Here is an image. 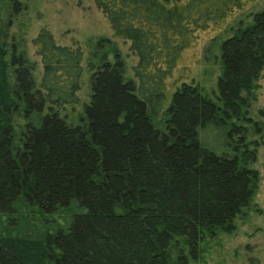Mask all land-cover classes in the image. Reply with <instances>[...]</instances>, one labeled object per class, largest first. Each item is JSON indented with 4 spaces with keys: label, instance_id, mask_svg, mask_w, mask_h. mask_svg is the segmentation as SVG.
<instances>
[{
    "label": "trees",
    "instance_id": "16d2710c",
    "mask_svg": "<svg viewBox=\"0 0 264 264\" xmlns=\"http://www.w3.org/2000/svg\"><path fill=\"white\" fill-rule=\"evenodd\" d=\"M93 2L113 37L128 42L135 79L125 78L115 42L99 39L76 125L62 111L79 101L80 47L42 28L33 40L36 83L24 57L0 40V218L83 209L36 238L0 234V264H195L203 242L236 229L256 190L264 110L261 121L249 108L264 66V8L220 42L209 96L177 74L178 63L241 1ZM20 8L0 0V33ZM15 115L25 120L19 134Z\"/></svg>",
    "mask_w": 264,
    "mask_h": 264
},
{
    "label": "rangeland",
    "instance_id": "374dc122",
    "mask_svg": "<svg viewBox=\"0 0 264 264\" xmlns=\"http://www.w3.org/2000/svg\"><path fill=\"white\" fill-rule=\"evenodd\" d=\"M21 8L12 24L1 30L0 40L7 43L8 49L14 48L16 54L24 57L30 67L34 80L39 81L41 62L34 46V38L42 28L48 29L55 40L61 44L80 47L83 53V74L79 90V101L75 106L62 111L68 123H79L83 108L90 99L89 61L95 51V44L101 38H110L115 42L124 60V75L134 80L132 66L134 56L129 52L128 42L114 38L110 25L96 7L93 0H19ZM182 2L186 0H181ZM241 8L232 9L223 20L210 22L209 27L199 32L196 44L185 50L177 66V74H185L186 79H194L212 96L216 91V79L219 74V44L232 34L238 26L252 21L251 14L264 8V0H239ZM11 51V49H10ZM9 57V56H8ZM10 83L14 82L12 70ZM184 76V75H183ZM254 90L255 100L249 108V115L261 120L259 111L264 110V66ZM262 121V120H261ZM15 131L20 133L25 120L15 115ZM264 132V131H263ZM251 139L259 135L250 134ZM258 146L254 168L258 171V181L251 205L244 218L236 221V229L230 234L220 233L217 237L202 243V253L195 264H249L250 257H257L264 264V142ZM83 209L72 203L51 213L40 212L34 208L31 214H21L17 218H0V234H13L36 238L59 227H66L72 216Z\"/></svg>",
    "mask_w": 264,
    "mask_h": 264
}]
</instances>
